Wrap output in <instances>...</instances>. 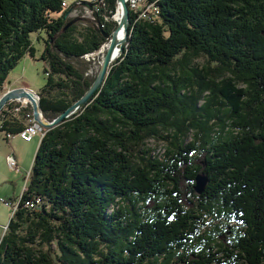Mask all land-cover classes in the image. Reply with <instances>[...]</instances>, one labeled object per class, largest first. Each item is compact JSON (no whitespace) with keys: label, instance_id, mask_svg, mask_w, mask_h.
<instances>
[{"label":"trees","instance_id":"obj_1","mask_svg":"<svg viewBox=\"0 0 264 264\" xmlns=\"http://www.w3.org/2000/svg\"><path fill=\"white\" fill-rule=\"evenodd\" d=\"M147 1L158 14L130 10L124 51L89 105L44 130L0 264H264V0ZM63 2L0 0V92L45 30L48 120L88 91L83 56L117 25L65 29L74 4ZM106 4L101 21L116 11ZM25 119L8 116L0 134Z\"/></svg>","mask_w":264,"mask_h":264},{"label":"water","instance_id":"obj_2","mask_svg":"<svg viewBox=\"0 0 264 264\" xmlns=\"http://www.w3.org/2000/svg\"><path fill=\"white\" fill-rule=\"evenodd\" d=\"M83 4L87 8L93 9V6L90 3L84 1ZM118 4H120L122 8L121 19L116 22L117 23L116 28L112 31L111 34L102 33L103 39L105 40L106 43H108L107 50L104 56L102 57V60L100 61V68L95 76L93 83L87 89L88 91H86L79 100L74 102L64 112H62L54 119L48 120L43 115V111L41 108V100L38 92H35L34 90L27 87H16L7 90L4 94L0 96V111L4 108L5 105H7L11 101L27 100L32 107L33 116H35L34 117L35 121H37L38 124H40L43 128L51 129L62 123L64 119L66 120L73 114L79 112L87 105H89V102L92 100V98L97 94V92L101 88L108 74L109 66L116 59V56L114 55L115 51L118 50L119 53H122L129 38V26L131 22L130 9L126 0H116V5H117L116 10H118ZM74 8L75 6H73L70 10H68V13L65 16V20H68L69 13H71ZM95 17L97 23L100 25L99 16L95 14ZM78 21H81L80 17H75L71 19L69 23L66 25L65 29ZM121 31L123 32L124 36L122 38H119L118 35ZM207 181L208 179L206 175L198 174L196 176V183L194 186V190L198 195H201L204 192L207 185Z\"/></svg>","mask_w":264,"mask_h":264},{"label":"rangeland","instance_id":"obj_3","mask_svg":"<svg viewBox=\"0 0 264 264\" xmlns=\"http://www.w3.org/2000/svg\"><path fill=\"white\" fill-rule=\"evenodd\" d=\"M63 1L65 3L64 6L67 8L68 6L72 5L74 0H63ZM82 1H88V0H82ZM116 12H117V10L115 11V13ZM115 13H113L112 16L115 15ZM111 20L116 23L114 17L113 18L111 17ZM115 28H116V25L114 24L113 30ZM46 39H47V33L45 30H40L38 32H33L30 34V40L32 42V45L35 46L34 48L36 50L35 56L31 57L30 55H28V56L24 57L18 63V65L13 70H11V73L9 74V76L7 78V83L9 82L11 87L12 86H20V85H28L35 92H37V91L39 92L45 86V84L47 82V77H48V74L50 71V66L46 61L40 59V56H41V53L45 47V40ZM120 54L121 53H119V56H120ZM102 55L101 56L97 55V56H95L94 59L92 57H89V59L83 58L84 61L88 63L87 74L89 76L95 77V75L97 74V72L100 68V61L102 60ZM118 57H116V59ZM198 61H199L200 65L206 64V60L204 58H200ZM6 88L7 87H5V84H4L3 90L0 92V96L7 91ZM32 115H33V113H32ZM33 117H35V116H33ZM44 134H45V132H44ZM43 136L41 134H38L35 136V139L34 138L33 139L37 140L39 137L42 138ZM151 146H153V145H151ZM165 150H166V145L163 143L158 144L156 147V152H158L159 154H163L165 152ZM7 157L8 156H6V158H5V156L0 154V173L5 174V175H6V171H8V169L10 171L17 172V170H12L10 168ZM34 158H35V155L29 161L28 170L26 172H28L31 169L32 162L34 161ZM26 172H25L23 177H25ZM25 187H26L25 178H23L21 181V186H20V189L22 190L21 194H22ZM10 189H12V186L10 184L5 185V187H0V241H2L1 239L4 235V231L6 230V227H7L8 223L11 219V216H12V208L10 206L6 205V203L4 204L2 202V200H5V199H6V201L10 200V198L5 197V193H7ZM21 194H19V197L21 196ZM19 197L17 198V200H19ZM17 200H15L14 203H16ZM230 227H231V225H227V226L225 225V228H227V229H229Z\"/></svg>","mask_w":264,"mask_h":264},{"label":"built area","instance_id":"obj_4","mask_svg":"<svg viewBox=\"0 0 264 264\" xmlns=\"http://www.w3.org/2000/svg\"><path fill=\"white\" fill-rule=\"evenodd\" d=\"M107 0H88L86 2L90 3L93 6V9H89L87 8L82 0H74L72 5L75 6V8L73 9V11L71 13H69L68 18H75V17H80L82 20L86 19V20H93L96 21V17L95 14H97L100 17V11L101 10H106L105 8H107V4H106ZM127 4L129 6V9L132 10L135 14H137V19H150L148 14L151 15H157L158 14V8L155 4V2H148L147 0H126ZM63 5H65V3L63 2ZM104 15V20L105 21H101L100 20V25L97 23L96 21V25L100 28H104L105 27V22L109 21V19H111V17L113 18L114 15L112 16H108L106 13H102ZM108 43H103L101 45V47L92 53L89 54H85L83 56V58H87L89 59V57H92L93 59L95 58V56L97 55H102V57L104 56L106 49H107ZM105 51V52H104ZM102 53V54H101ZM96 54V55H94ZM15 101V100H14ZM16 102L18 103V105L16 106H10V107H5L4 106V111L2 112V110L0 111V127L3 124V120L6 119L8 116H14V117H19L21 115H23V118L25 116V122H26V126L25 128L17 133V136L20 137L22 140H24L25 142H30L33 140V138L38 135L41 134L42 136L44 135V130L45 128H43L40 124H38L37 121H35L32 113L30 111L25 110L30 104L27 100H16ZM25 110V111H24ZM23 113V114H21ZM8 138H12L14 137L13 134H7ZM9 166L12 170H19V166L17 164L16 161V157L14 155V153H11L8 155L7 157ZM33 165V164H32ZM32 169V167H31ZM31 169L26 172L25 175V184L26 187L24 188L21 196L19 197V200L15 202L14 201H6L2 200V202L8 206H10L12 208V213L17 209V207L19 206V203L21 202L22 199V195L25 192V190L27 189V184L31 175ZM41 203V198L39 197H35L33 199L27 200L25 202V206L28 208H35L37 207V205H39Z\"/></svg>","mask_w":264,"mask_h":264},{"label":"crops","instance_id":"obj_5","mask_svg":"<svg viewBox=\"0 0 264 264\" xmlns=\"http://www.w3.org/2000/svg\"><path fill=\"white\" fill-rule=\"evenodd\" d=\"M5 87L7 90L16 88V87H29L28 85H20V86H12L7 81L5 82ZM12 134V133H11ZM17 133H13L14 137L8 138L6 133L0 134V154L8 156L11 153H14L19 166V170L15 171H6L5 174L0 173V187H5V185H11L12 189H10L7 193H5V197L10 198L11 201L17 200L19 194H21V181L24 178L25 172L28 170L29 161L36 155L39 143L41 138L39 137L37 140H32L30 142H25L20 137L16 135ZM33 164V162H32ZM7 167V166H6ZM8 172V173H7Z\"/></svg>","mask_w":264,"mask_h":264},{"label":"bare ground","instance_id":"obj_6","mask_svg":"<svg viewBox=\"0 0 264 264\" xmlns=\"http://www.w3.org/2000/svg\"><path fill=\"white\" fill-rule=\"evenodd\" d=\"M121 16H122V8H121V5L118 4V10H117V12H116L115 15H114V19H115V21H116V22L119 21V20L121 19ZM123 36H124V35H123V32L121 31V32L119 33L118 37H119V38H122ZM114 55H115L116 57H118V56H119V51L116 50L115 53H114Z\"/></svg>","mask_w":264,"mask_h":264}]
</instances>
